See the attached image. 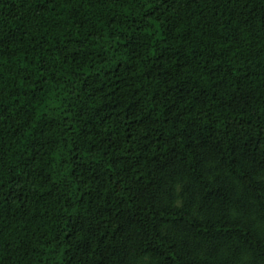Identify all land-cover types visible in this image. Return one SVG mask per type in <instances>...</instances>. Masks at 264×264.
<instances>
[{
  "label": "trees",
  "instance_id": "16d2710c",
  "mask_svg": "<svg viewBox=\"0 0 264 264\" xmlns=\"http://www.w3.org/2000/svg\"><path fill=\"white\" fill-rule=\"evenodd\" d=\"M0 264H264V0H0Z\"/></svg>",
  "mask_w": 264,
  "mask_h": 264
}]
</instances>
